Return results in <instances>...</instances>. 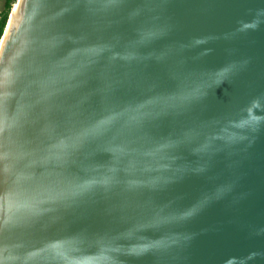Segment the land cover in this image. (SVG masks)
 Wrapping results in <instances>:
<instances>
[{
  "label": "water",
  "instance_id": "water-1",
  "mask_svg": "<svg viewBox=\"0 0 264 264\" xmlns=\"http://www.w3.org/2000/svg\"><path fill=\"white\" fill-rule=\"evenodd\" d=\"M15 2L0 264H264V0Z\"/></svg>",
  "mask_w": 264,
  "mask_h": 264
},
{
  "label": "trees",
  "instance_id": "trees-1",
  "mask_svg": "<svg viewBox=\"0 0 264 264\" xmlns=\"http://www.w3.org/2000/svg\"><path fill=\"white\" fill-rule=\"evenodd\" d=\"M15 0H5L3 10L0 13V36L3 32V28L5 26L8 14L10 12L12 4Z\"/></svg>",
  "mask_w": 264,
  "mask_h": 264
},
{
  "label": "rangeland",
  "instance_id": "rangeland-1",
  "mask_svg": "<svg viewBox=\"0 0 264 264\" xmlns=\"http://www.w3.org/2000/svg\"><path fill=\"white\" fill-rule=\"evenodd\" d=\"M5 0H0V13L3 10Z\"/></svg>",
  "mask_w": 264,
  "mask_h": 264
},
{
  "label": "bare ground",
  "instance_id": "bare-ground-1",
  "mask_svg": "<svg viewBox=\"0 0 264 264\" xmlns=\"http://www.w3.org/2000/svg\"><path fill=\"white\" fill-rule=\"evenodd\" d=\"M13 4H14V5H13V7H14V9H15V7H16V5H17V4H16V2H15V3H13Z\"/></svg>",
  "mask_w": 264,
  "mask_h": 264
}]
</instances>
